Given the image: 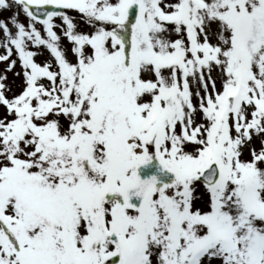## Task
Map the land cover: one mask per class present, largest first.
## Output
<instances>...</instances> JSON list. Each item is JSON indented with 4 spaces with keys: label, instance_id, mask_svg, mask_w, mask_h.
Wrapping results in <instances>:
<instances>
[{
    "label": "snow or ice",
    "instance_id": "obj_1",
    "mask_svg": "<svg viewBox=\"0 0 264 264\" xmlns=\"http://www.w3.org/2000/svg\"><path fill=\"white\" fill-rule=\"evenodd\" d=\"M2 13L0 264H264V0Z\"/></svg>",
    "mask_w": 264,
    "mask_h": 264
},
{
    "label": "rangeland",
    "instance_id": "obj_2",
    "mask_svg": "<svg viewBox=\"0 0 264 264\" xmlns=\"http://www.w3.org/2000/svg\"><path fill=\"white\" fill-rule=\"evenodd\" d=\"M8 15V13H2L0 14V18H3V16H6ZM70 15H74L75 18H76V22H78L79 24V27L82 31H89L90 28L87 24L83 23L81 20H80V17L78 16V14L74 13V12H71ZM21 20L24 19L23 16L20 17ZM57 23H59V21H57ZM58 33L60 32V29L58 28L57 29ZM172 38H175V36H173ZM2 49H0V53H2ZM48 54L45 52L43 54V56H37L36 59L38 61L44 59L45 56H47ZM6 67V65L3 63V62H0V74L3 73V70L4 68ZM17 70H19V65H17ZM7 77H8V83L9 85L11 86L12 88V91L13 92H18L20 90V84H21V80L19 77H14L13 73L12 72H9L7 73ZM9 96L12 95V92H9L8 93ZM4 108L3 106H0V116H2L4 114ZM253 144L256 145L257 147L259 146V140L254 138L253 139ZM245 158H248V155H247V150H245ZM201 192H203V189L201 188L200 189Z\"/></svg>",
    "mask_w": 264,
    "mask_h": 264
},
{
    "label": "water",
    "instance_id": "obj_3",
    "mask_svg": "<svg viewBox=\"0 0 264 264\" xmlns=\"http://www.w3.org/2000/svg\"><path fill=\"white\" fill-rule=\"evenodd\" d=\"M158 169L160 168L156 164H146V165H143L139 169L138 174L141 176L142 179L151 178L152 176H156L158 182H163L158 177V172H159Z\"/></svg>",
    "mask_w": 264,
    "mask_h": 264
}]
</instances>
